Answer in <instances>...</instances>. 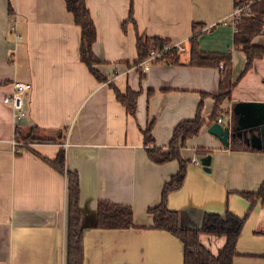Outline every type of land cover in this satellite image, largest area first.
I'll return each mask as SVG.
<instances>
[{
  "label": "crops",
  "instance_id": "1",
  "mask_svg": "<svg viewBox=\"0 0 264 264\" xmlns=\"http://www.w3.org/2000/svg\"><path fill=\"white\" fill-rule=\"evenodd\" d=\"M85 4L95 27L92 52L100 62L95 69L104 81L80 61V29L64 0H0V264H65L66 180L41 160L52 161L61 150L66 169L79 178L83 264H183L181 241L152 229L147 213L179 165L151 162L142 131L151 125V146L166 151L174 128L193 120L200 104L205 121L213 115L223 69L189 65L195 34L200 52H230L235 85L218 106L216 120L224 115L226 122L231 112V128L236 104L264 105V53L244 72L245 54L233 45L235 0ZM137 34L181 44L179 63L154 64L142 73L134 65ZM251 45L264 50V27ZM18 82L30 87L23 116L3 103ZM112 87L138 93L134 117ZM209 126L179 149L189 163L182 186L167 197V208L179 214L184 227L197 228L207 212L243 217L249 202L241 193H256L264 182V150L250 145L251 135L241 137L247 149L233 151L207 133ZM205 157L209 173L191 162ZM100 201L129 206L132 227L96 228ZM199 240L213 254L225 243L202 234ZM235 250L232 264H264L262 200L250 211Z\"/></svg>",
  "mask_w": 264,
  "mask_h": 264
},
{
  "label": "trees",
  "instance_id": "2",
  "mask_svg": "<svg viewBox=\"0 0 264 264\" xmlns=\"http://www.w3.org/2000/svg\"><path fill=\"white\" fill-rule=\"evenodd\" d=\"M241 2L249 4V13L241 17L234 25L233 45L240 48L246 57L244 72L248 70L255 59L260 58L264 50L251 45L253 37L259 35L264 27V0H235V7ZM67 12L73 17L74 24L80 29L79 57L80 61L88 68L89 72L99 81L104 79L98 74L95 66L100 62L92 52V45L95 42V27L85 0H64ZM131 22V7L129 19ZM196 27L193 31L196 32ZM171 45L169 41L158 38H149L144 35L136 36V53L138 63L146 59L152 50L160 51L165 46ZM158 63L178 64L179 54L171 48L166 53V58ZM221 64V65H220ZM189 65L193 67H219L222 66L223 74L219 82L218 93L213 96L215 100V110L210 119L205 121L201 117V104L197 108L196 116L193 120L181 121L173 130L171 141L166 151L161 148L151 146L153 138L151 136V125L142 131L143 142L146 147V154L149 160L155 164H165L176 161L179 165L177 172L171 176L170 180L162 188L160 202L155 207L149 208L147 213L152 217V229L170 233L179 239L183 245V264H232V259L236 255V242L243 225L248 218L257 200L264 202V182L256 193H241L244 199L249 202V209L243 217H236L225 211L221 215L215 213H205L202 218L201 228L186 229L180 224L179 214L167 208V197L171 192H175L183 184L186 166L189 160L182 159L179 149L186 139L195 137L205 125H210L216 120V114L220 103L230 96V92L235 83L231 80L230 52L225 54L202 53L197 47V34L190 39V59ZM113 88V87H112ZM116 100L125 108L128 115L134 117L138 93L126 90L121 94L113 88ZM36 139H23V142L35 141ZM46 142L45 140H38ZM48 142V141H47ZM229 148L233 151H242L248 147L242 138H231ZM207 155L209 152L198 151ZM41 160L55 170L66 180V232H65V264H83L82 245V214L79 206L80 188L78 174L68 171L65 167V156L61 150L52 161L41 158ZM98 229L118 230L132 227V211L129 206L117 205L105 201H100L96 209V223ZM223 237L225 243L221 250L213 254L203 244L200 235Z\"/></svg>",
  "mask_w": 264,
  "mask_h": 264
},
{
  "label": "water",
  "instance_id": "3",
  "mask_svg": "<svg viewBox=\"0 0 264 264\" xmlns=\"http://www.w3.org/2000/svg\"><path fill=\"white\" fill-rule=\"evenodd\" d=\"M233 114L236 116V126L234 128L223 126L217 122H213L208 128L207 133L215 137L223 148H227L229 145V138H241L251 135L250 145L257 149L264 150V105L251 104V103H238L233 108ZM258 131V135L254 132ZM203 170L207 173L210 172V158L205 157L200 162ZM215 213V212H207ZM205 214V213H204ZM221 215L222 213H215ZM203 218V216H202ZM202 223V219H201ZM181 224V223H180ZM186 229H200L201 224L197 227H184Z\"/></svg>",
  "mask_w": 264,
  "mask_h": 264
},
{
  "label": "built area",
  "instance_id": "4",
  "mask_svg": "<svg viewBox=\"0 0 264 264\" xmlns=\"http://www.w3.org/2000/svg\"><path fill=\"white\" fill-rule=\"evenodd\" d=\"M249 13V4H244L242 7H236L235 11L231 15L230 19L233 22V26L235 23L240 20L241 17L245 16ZM175 49L177 53L183 52L184 48L181 44H171L165 46L162 50L156 51L152 50L148 57L137 64V67L141 70L142 73L149 70V68L157 62L163 61L166 58V53L169 49ZM222 68V66H221ZM29 85L24 83H14L12 86V92L5 96L3 99V103L9 105L17 115L23 116L24 115V105H25V95L29 92ZM223 117L217 118L216 122L223 125L230 127L232 122V114L231 112L226 113L225 119L226 122L223 120ZM225 122V123H224ZM16 144V141H13V145ZM64 148L67 147L65 143L63 145ZM194 165L201 166L199 162L196 160H191Z\"/></svg>",
  "mask_w": 264,
  "mask_h": 264
},
{
  "label": "rangeland",
  "instance_id": "5",
  "mask_svg": "<svg viewBox=\"0 0 264 264\" xmlns=\"http://www.w3.org/2000/svg\"><path fill=\"white\" fill-rule=\"evenodd\" d=\"M244 5V2H241L238 7H242ZM225 123V122H224ZM213 253V252H212Z\"/></svg>",
  "mask_w": 264,
  "mask_h": 264
},
{
  "label": "flooded vegetation",
  "instance_id": "6",
  "mask_svg": "<svg viewBox=\"0 0 264 264\" xmlns=\"http://www.w3.org/2000/svg\"><path fill=\"white\" fill-rule=\"evenodd\" d=\"M244 137H246V136H244Z\"/></svg>",
  "mask_w": 264,
  "mask_h": 264
}]
</instances>
